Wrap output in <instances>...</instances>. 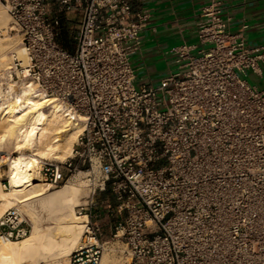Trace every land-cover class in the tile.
<instances>
[{
	"label": "built area",
	"instance_id": "built-area-1",
	"mask_svg": "<svg viewBox=\"0 0 264 264\" xmlns=\"http://www.w3.org/2000/svg\"><path fill=\"white\" fill-rule=\"evenodd\" d=\"M0 4L26 54L0 70V98L30 86L82 125L71 153L41 169L54 186L81 176L91 196L68 264H101L110 241L126 264H264V85L248 79L263 78L264 45L230 31L223 0L201 6L199 45H174V68L142 82L131 0ZM31 228L16 207L0 215V239Z\"/></svg>",
	"mask_w": 264,
	"mask_h": 264
},
{
	"label": "bare ground",
	"instance_id": "bare-ground-1",
	"mask_svg": "<svg viewBox=\"0 0 264 264\" xmlns=\"http://www.w3.org/2000/svg\"><path fill=\"white\" fill-rule=\"evenodd\" d=\"M6 21V10L0 7V25ZM16 48L13 39L0 38V67L9 68L15 51L25 60L23 48ZM31 90L22 86L0 98V166L7 165L8 182L7 189L0 182V215L9 207H21L32 224L21 238L0 239V264H66L70 252L80 244L87 217L74 207L86 191L81 189L80 177L78 181L66 178L52 189L41 178V169L44 159L63 160L71 153L82 125L70 124L61 104ZM41 214L50 220L44 223ZM106 262L104 254L102 264Z\"/></svg>",
	"mask_w": 264,
	"mask_h": 264
},
{
	"label": "crops",
	"instance_id": "crops-1",
	"mask_svg": "<svg viewBox=\"0 0 264 264\" xmlns=\"http://www.w3.org/2000/svg\"><path fill=\"white\" fill-rule=\"evenodd\" d=\"M207 2L131 0L132 11L143 15L140 48L132 55L136 72L153 80L159 67L174 68L169 52L174 45L182 41L199 45L197 21L201 6ZM223 15L229 17L230 31L241 32L248 47L264 45V0H223ZM258 82L264 85V75Z\"/></svg>",
	"mask_w": 264,
	"mask_h": 264
},
{
	"label": "rangeland",
	"instance_id": "rangeland-1",
	"mask_svg": "<svg viewBox=\"0 0 264 264\" xmlns=\"http://www.w3.org/2000/svg\"><path fill=\"white\" fill-rule=\"evenodd\" d=\"M0 7L1 8H4L3 6H2V4H0ZM5 9V8H4ZM7 13V12H6ZM9 22V16H8V14H7V21H6V25L4 24V25H0V38L1 39H13L14 41H15V45H17V48H19L20 47V39H19V37L17 36V35H15V34H12V33H9V32H7L6 30H5V28H7L6 26L8 25L7 23ZM71 47V46H70ZM16 48V49H17ZM15 49V50H16ZM14 50V51H15ZM17 51H15L13 54H17L16 53ZM12 54V55H13ZM13 57V56H12ZM12 57H11V59H10V61L12 60ZM131 61H132V63H133V57H131ZM134 64V63H133ZM172 64H174V63H172ZM1 69H3V67H0V70ZM167 72H168V65H163V66H161V67H159L158 68V70H157V73L155 74V78H152L153 80H155V81H157V80H159L162 76H164L165 74H167ZM159 73V74H158ZM147 79L148 78H146V77H144L143 76V74L141 73V72H137V82H142V81H147ZM248 79H249V81L251 82V83H253V84H256V85H258V87H262V86H260L259 85V79L258 78H256V76L254 75V74H252V75H248ZM9 152H12V149H10L9 150ZM13 154H16L17 152H12ZM50 158H52V157H50ZM6 172H7V165L6 164H3L2 166H0V182H1V185H2V188L3 189H7L8 188V182H7V180H6ZM78 177H80V180H82V182L84 183H82V186H81V189H83V191H86V192H83V193H81L80 195H79V202H78V204H85V203H87V202H90L91 201V196H90V193H89V190H88V188L86 187V185H85V182H84V180H83V178L81 177V176H77V175H73V177L71 176H69L68 178H72L71 180H73V179H75L76 178V180H73V181H78ZM41 178L42 179H44V182H48L49 183V181L48 180H46L45 178H44V176L42 175L41 176ZM66 178H67V175H66V172L64 171L63 173H62V181H61V183L60 184H58L57 186H54L53 184H52V189H55V188H57V187H60L63 183H64V181L66 180ZM4 181H5V186H4ZM106 193V194H108L109 193V191L107 190V191H103V192H99V193H97V194H95L93 197H92V202H98V203H100V201H101V199H103V193ZM77 204V205H78ZM77 205H75V211L77 212ZM12 207H16V208H21V207H17V206H12ZM22 209V208H21ZM5 210V209H4ZM4 210H2V212L4 211ZM24 214H25V216L27 217V218H29L30 216L29 215H27L25 212H24V209H22L21 210ZM78 213V212H77ZM2 214V213H1ZM79 215H81V214H79ZM42 216V217H41ZM40 220L41 221H43L44 223H46V221H48V220H50V218L49 219H46L45 218V216H43L42 214L40 215ZM29 220H30V222H31V218H29ZM108 225H105L104 226V229H105V231H106V234L109 236V231H108ZM107 245V247H106V249L104 250V253H103V255L105 254L106 255V263L105 264H126L125 262H124V257L123 256H121V254L120 253H118L116 250H115V248H114V244L112 243V241H110L109 243H107L106 244ZM102 258H103V256H102ZM67 262H68V257H67ZM66 262V264H68ZM47 264V263H46ZM49 264V263H48ZM64 264H65V262H64ZM101 264H102V262H101Z\"/></svg>",
	"mask_w": 264,
	"mask_h": 264
},
{
	"label": "trees",
	"instance_id": "trees-1",
	"mask_svg": "<svg viewBox=\"0 0 264 264\" xmlns=\"http://www.w3.org/2000/svg\"><path fill=\"white\" fill-rule=\"evenodd\" d=\"M68 37H69V35L67 32L62 33L61 40H62L64 45H69V40H68L69 38Z\"/></svg>",
	"mask_w": 264,
	"mask_h": 264
}]
</instances>
